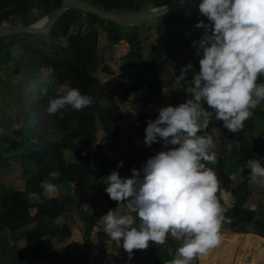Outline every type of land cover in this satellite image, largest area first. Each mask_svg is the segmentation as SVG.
Returning <instances> with one entry per match:
<instances>
[{"label": "trees", "instance_id": "1", "mask_svg": "<svg viewBox=\"0 0 264 264\" xmlns=\"http://www.w3.org/2000/svg\"><path fill=\"white\" fill-rule=\"evenodd\" d=\"M61 1L0 0V25L32 26L38 19L57 10ZM77 1L102 11L124 14L168 5L175 0ZM200 3L202 0L155 18L158 22L157 37L150 45L147 55L143 54L142 43L129 37V49L123 57L124 70L119 76L105 83L95 77L97 72L107 77L113 76L104 63L103 56L99 54V33L105 34L107 43L117 45L124 38L125 25L119 26L108 20L101 21L93 15L68 10L53 26L48 36L17 35L0 39V66L8 65L17 58L19 70L28 81L42 76L41 67L44 64L50 69V73L42 78L40 87L32 88L29 92V98L36 99V103L30 107L31 127L25 139L17 144L18 153L0 158V164L6 167L10 163L18 165L25 185L23 192H16L8 191L0 184V264H38L40 260L70 264L72 255L69 252L65 249L54 251L52 247L54 238L64 240L70 236L67 228L59 229L55 226L56 221L67 213L68 208H76L79 214L87 218L85 224L88 236L91 226L99 223L109 210L114 211L119 205L106 194L103 180L113 171H117L121 178H130L133 168L141 172L142 180L143 166L151 157H147L130 138L124 141L125 153L110 157L97 144L96 135L101 133L110 145H116L121 140L119 124L124 114L112 102L117 99L127 101L134 94L146 108L154 99H162V72L165 66L178 78L181 68L188 63L194 66L193 71L199 72L200 57L196 55L197 49L192 47V42L198 41L204 30L197 29L195 25L200 20L209 23L199 13ZM186 11H191L188 18L184 17ZM136 24L137 22L128 24V30L136 28ZM85 28L88 30L84 31ZM192 80L191 74L185 75L183 80L179 79L178 86L171 91L169 105L177 106L193 98V94L187 91L189 87H193ZM257 83L264 84V76H260ZM66 85L78 88L82 94L93 97V104L83 111H75L70 105H65L56 113L49 112L50 101L63 96L61 89L67 91ZM203 106L212 111L207 109L206 104ZM157 117L158 112L152 114L144 108L137 110L135 130L143 141L148 122ZM216 132L222 134V146L218 163L209 166L217 172L221 187L227 189L233 199L230 208L221 201L228 209L225 215L232 221L231 224H224L221 230V244L225 239L240 238L242 241L244 237L245 241L238 245L234 256L242 257L237 264H261L264 261V249L253 237L257 234L264 240V207L251 204L255 190L250 185V169L246 165L249 160H257L264 166V101L253 110V115L240 132H229L223 122L217 121L213 114L208 128L198 135L211 134L215 143ZM154 145L166 149L162 141ZM66 154L70 155L68 160ZM121 161L123 167H118ZM51 171L61 173L59 179L52 181L58 188L75 184H86L93 188L105 204V209L86 216L80 202L73 200L69 194L52 200L45 199L40 185ZM29 192L40 194L43 203H29L26 199ZM33 208L36 209L34 213ZM228 231L232 234H226ZM106 238L108 236L104 232L102 243ZM8 239L12 245H7ZM20 239L26 244L20 256L13 257L9 263L2 262L5 255L12 258L14 243ZM237 239L227 246L231 249L228 258H232ZM169 243L172 245L171 249L157 245L150 252L149 264H167L173 259L178 245L171 239ZM215 250L218 256L220 250ZM211 251L194 263L205 264ZM114 258L120 261L119 257Z\"/></svg>", "mask_w": 264, "mask_h": 264}, {"label": "clouds", "instance_id": "2", "mask_svg": "<svg viewBox=\"0 0 264 264\" xmlns=\"http://www.w3.org/2000/svg\"><path fill=\"white\" fill-rule=\"evenodd\" d=\"M199 13L209 23L200 20L195 25L204 32L192 42L200 57L193 87L187 89L193 98L160 108L157 119L145 128L144 144L150 148L162 141L167 150L146 161L142 180L135 168L130 178L113 171L103 180L109 198L118 204L127 201L125 207L135 213L134 217L109 210L102 218L103 231L112 241H122L129 259L135 250H146L150 242L164 245L171 236L183 242L167 264H193L221 244V230L232 222L221 203L231 193L221 187L217 172L209 166L218 163L213 136L198 133L208 128L213 114L229 132L238 133L264 101V84L257 83L264 76V0H202ZM47 23L45 16L32 27ZM193 67L191 63L182 67L179 79H185ZM66 88L65 95L50 101L49 112L56 113L65 105L83 111L93 104V97L78 88ZM246 166L250 183L264 187V166L257 160L247 161ZM118 167H123V161ZM60 175L51 171L41 182L45 199L58 195L59 188L52 181ZM26 199L31 204L43 203L36 192L27 193ZM137 218L139 224L134 226Z\"/></svg>", "mask_w": 264, "mask_h": 264}, {"label": "rangeland", "instance_id": "3", "mask_svg": "<svg viewBox=\"0 0 264 264\" xmlns=\"http://www.w3.org/2000/svg\"><path fill=\"white\" fill-rule=\"evenodd\" d=\"M190 15L191 11H186L184 17L188 18ZM136 25V28H130V30L127 28L128 24L124 26V38L117 45H110L105 40V34L99 33V54L103 56L104 63L113 74V76L107 77L101 72L95 73V77H97L101 83H105L108 80H111L113 77L119 76L124 70L123 57L126 55L129 49V37L142 43L144 55H147L150 45L156 41L158 22L155 20V18L139 21ZM86 30L88 29L85 28L84 31ZM132 30L134 31L131 32ZM16 51H18V47L16 48ZM41 73L42 76L40 78H34L33 80L28 81L19 70L17 58H15L14 61L8 65L0 66V158H7L11 155L17 154V144L25 139L26 133L29 127H31V120L29 116L30 107L36 103V99H30L29 92L32 88H39L43 80L42 78L50 73V69L47 64H44L41 67ZM196 73L198 72L195 70H190L186 73V75L191 74L194 77V74ZM162 79L163 98L158 100L154 99L146 108L144 107L141 99L134 94L127 101L117 99L112 102V104L119 106L124 114V118L119 124L121 130V140L116 145L112 146L102 137L101 133L96 135L97 144H100V146L103 148V151L108 156L113 157L119 153H125L126 148L124 141L129 138L135 142L139 149L144 151L147 157H153L160 151H166V149L157 148L154 144L150 148L147 147L144 144V141L136 134L135 130L136 112L138 109L144 108L150 113L154 114L157 113L160 108L169 106L171 91L178 86L179 78L168 69V66H165V70L162 72ZM61 93L65 95L66 89H61ZM215 138L216 142L214 143L215 147L213 148V151H215L218 156L222 146L220 145L222 142V134L220 132H216ZM65 157L68 160L70 155L66 154ZM0 184L3 185L8 191L22 192L21 190H23L25 185L21 179V169L17 164L10 163L8 167L0 164ZM250 185L253 190H255L251 204L255 206L262 205L264 207V187L252 183H250ZM81 198H83L82 203L84 209L96 211L98 206H100V199L97 197L99 200L96 198V201H94V194L90 195L89 198L88 196H82ZM96 203L98 205H96ZM225 204L229 208L232 207L233 199L231 196L225 202ZM125 205L126 204L124 203L119 204L115 211H119V213L122 215L131 214L135 217V213H129V210L127 207H125ZM100 207L101 210L105 209V204H102L101 202ZM226 234H232V232L228 231ZM170 239L175 243V245L177 244L178 247L182 245V240H176L175 238L169 236L167 243L163 245L164 249L168 250V248H172L171 243H169ZM256 239L261 243L262 248H264V240H261L262 238L257 234L253 237L254 241H256ZM242 241H245L244 237L242 238ZM6 242L7 245H12V242L9 239ZM14 245L15 250L13 252L12 258H10L11 256L5 255V257L1 259L2 262L9 263L13 257H19L20 252L26 246L23 239H20L18 242L14 243ZM152 246L155 248L157 245L150 242L149 247ZM154 252L156 253V251ZM256 253H258V251ZM175 257L176 254L173 258ZM239 259L241 260V256H236L234 261H231L230 263L237 264ZM263 262L261 264H263ZM193 264L195 263L193 262ZM199 264H204V262H199Z\"/></svg>", "mask_w": 264, "mask_h": 264}, {"label": "crops", "instance_id": "4", "mask_svg": "<svg viewBox=\"0 0 264 264\" xmlns=\"http://www.w3.org/2000/svg\"><path fill=\"white\" fill-rule=\"evenodd\" d=\"M24 188H25V186H24ZM24 188H23V190H21L22 192L24 191ZM67 194L71 195L72 198H74L73 200L80 202L82 211L87 213L86 216H89L91 213H99V212L104 210V209L101 210V207H100L101 206V200H99L100 198L97 196L96 191L86 184H78V185L75 184V185L68 186L66 188H64V187L59 188L58 195L53 199H56L60 196H64ZM92 194L95 195L94 201H96L97 197L99 198V199L98 198L97 199L100 201V204H99L100 206H98V209L96 211H90L89 209L83 208V203H82L83 198H81V197L82 196H85V197L88 196V198H89V196ZM48 200H52V199H48ZM102 204H104V203H102ZM96 205H98V204L96 203ZM78 211L79 210H77L76 208H68L67 213L64 216H62L61 218H59L55 223V226L59 229L61 227L67 228L70 232V236L64 240H59L58 238H54L52 240V247H53L54 251H60L62 249H65L67 252H69V254L72 255L70 264H81L82 262H84V260L86 258V254L89 250V243H88V239L86 236L87 227L85 224V222H86L85 220H87V218L84 215L79 214ZM96 224H99L102 232H104L102 220ZM134 226H138V224H136ZM235 240H236L235 238L234 239H231V238L225 239L222 242V244H220L218 247L212 249V251L210 252V255H209V260L206 261V263L208 262L207 264H213L215 262H219L220 264L221 263L222 264H228L231 261H234V258H235L234 256L236 255V251H237L236 249H237L238 245L241 243L240 238L237 239L238 241L234 247L235 250L232 254V258H228L231 249L227 246H230V242H233ZM259 245L262 247L261 243H259ZM103 246L107 251H109L111 253V255L113 257H115V256L119 257V259H120L119 262L121 264H149L150 252L154 249L152 246V247H148L146 250H135L132 254V259H129L128 253L125 252L122 248V241L121 242L112 241L108 237L105 239ZM160 246L163 247V245H160ZM215 249L220 250V253L218 256L216 255ZM262 249H264V248H262ZM222 254H224L225 256H222ZM219 256H222V257H219ZM241 259H242V257H241ZM240 261L241 260H239V262ZM38 264H61V263H59L57 261L52 262V263H47V262H43L40 260V261H38ZM263 264H264V262H263Z\"/></svg>", "mask_w": 264, "mask_h": 264}, {"label": "water", "instance_id": "5", "mask_svg": "<svg viewBox=\"0 0 264 264\" xmlns=\"http://www.w3.org/2000/svg\"><path fill=\"white\" fill-rule=\"evenodd\" d=\"M200 0H175L173 3L154 7V8H145L136 13H112L99 10L89 4H86L77 0H62L61 6L51 12L48 16V23L42 28H33L22 27V26H3L0 25V39L14 37L17 35H37L41 34L44 36H48L50 30L53 26L59 21V19L64 15V13L68 10H75L81 12L83 14L93 15L97 17L99 20L104 21L108 20L116 25L123 26L139 21H143L146 19L158 18L163 15H167L170 12L177 11L183 7L193 5Z\"/></svg>", "mask_w": 264, "mask_h": 264}, {"label": "built area", "instance_id": "6", "mask_svg": "<svg viewBox=\"0 0 264 264\" xmlns=\"http://www.w3.org/2000/svg\"><path fill=\"white\" fill-rule=\"evenodd\" d=\"M103 233L99 224L91 226L87 236L89 250L84 262L81 264H121L104 248L102 243Z\"/></svg>", "mask_w": 264, "mask_h": 264}]
</instances>
